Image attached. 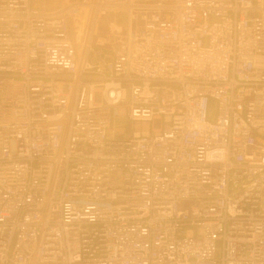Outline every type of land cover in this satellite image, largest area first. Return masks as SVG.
I'll return each mask as SVG.
<instances>
[{
    "label": "built area",
    "instance_id": "2783aa9c",
    "mask_svg": "<svg viewBox=\"0 0 264 264\" xmlns=\"http://www.w3.org/2000/svg\"><path fill=\"white\" fill-rule=\"evenodd\" d=\"M0 264H264V0H0Z\"/></svg>",
    "mask_w": 264,
    "mask_h": 264
},
{
    "label": "rangeland",
    "instance_id": "374dc122",
    "mask_svg": "<svg viewBox=\"0 0 264 264\" xmlns=\"http://www.w3.org/2000/svg\"><path fill=\"white\" fill-rule=\"evenodd\" d=\"M33 1L34 4L36 5L45 6L47 9L53 10L60 7L63 0H33ZM130 127H131V123L124 118H117L113 123V128L118 129L120 132ZM136 127L143 129L149 128L150 123L147 122L136 123Z\"/></svg>",
    "mask_w": 264,
    "mask_h": 264
}]
</instances>
